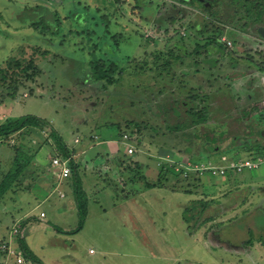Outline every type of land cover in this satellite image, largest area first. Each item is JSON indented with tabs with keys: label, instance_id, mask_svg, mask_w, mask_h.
Segmentation results:
<instances>
[{
	"label": "rangeland",
	"instance_id": "obj_1",
	"mask_svg": "<svg viewBox=\"0 0 264 264\" xmlns=\"http://www.w3.org/2000/svg\"><path fill=\"white\" fill-rule=\"evenodd\" d=\"M77 1L0 0V122L49 120L78 177H93L88 217L69 232L80 222L71 183L39 185L62 155L51 127L0 140V182L17 148L33 156L0 196V264H37L12 253L19 235L43 264H264V19L234 5L210 24L200 1ZM85 4L112 12L97 40L127 68L110 86L66 18L81 21ZM55 10L61 37L47 28Z\"/></svg>",
	"mask_w": 264,
	"mask_h": 264
},
{
	"label": "trees",
	"instance_id": "obj_2",
	"mask_svg": "<svg viewBox=\"0 0 264 264\" xmlns=\"http://www.w3.org/2000/svg\"><path fill=\"white\" fill-rule=\"evenodd\" d=\"M183 1H188L192 5H195L198 0ZM81 3V0L76 2L78 6L81 5ZM200 3L202 2L200 1ZM240 3L241 5L247 7V12L249 13L250 18L253 21L258 22L264 19V0H241ZM79 8L85 10L82 6H80ZM85 8L86 10L83 13L85 14V18H83L81 21H78L75 16L71 14V11H73L72 9L71 11L67 9L66 18H69L71 20L73 19L74 23L76 24V28L74 27V30H77L76 36L83 35L82 38L84 39V43H88L90 46L88 67L91 71V75L93 76L94 80L103 82L105 86L113 85L114 83H117L118 79L123 75L127 67L121 66L119 63L116 62L115 57L113 58L109 56L108 49L106 51L103 46L105 41L101 42L97 40V38L106 37L108 35V31L113 30V21L111 20L112 12L108 9L106 10L105 8H94L93 11H90L91 7L89 5L85 6ZM52 12L54 15V19H52L54 20V24L47 25V28L50 27L53 29L49 30L53 36L55 34H59V36L61 37V15L56 10ZM171 20L173 23H175V18H172ZM38 24L40 23L36 22L34 25ZM71 33L72 30L69 31V35H71ZM72 36H74L73 33ZM66 37L67 36L64 35L63 41L60 40V44L64 43ZM85 49L86 48L82 47V50ZM82 56L84 57V53H82ZM18 63H16L15 65H18ZM7 75L10 76L11 74H9V72H5L4 77ZM14 89H16V87ZM196 114L199 116L198 120L200 121L206 120V117L208 115L207 111L205 110L203 112L200 111L199 113L196 112ZM46 127H51V136L55 139L56 143L58 144L59 152L64 157H71L72 175L74 179V196L80 222L76 229L70 230L69 232L81 230L88 217L89 202L88 199L84 197L82 178L78 177V165L75 163V160H72V154L74 153V151L69 150L63 136L55 128H52L50 121L33 114L11 117L4 122H0V140L8 139L14 133L22 131L25 128L34 130L38 128L45 129ZM32 160V155H29L28 152L21 150V148H17V155L14 160V165L0 182L1 197L4 193L12 189L14 186L21 185L20 179L24 175L23 173L26 172L29 168L30 163H32ZM206 204L207 202L205 203V205ZM27 222V220L23 221V227L27 224ZM17 241L19 242L20 249L22 250L24 257L27 260L33 261L37 264H43L42 261L35 254H33L32 250L26 244L24 238L21 235L18 236ZM247 243L251 244L249 240Z\"/></svg>",
	"mask_w": 264,
	"mask_h": 264
},
{
	"label": "built area",
	"instance_id": "obj_3",
	"mask_svg": "<svg viewBox=\"0 0 264 264\" xmlns=\"http://www.w3.org/2000/svg\"><path fill=\"white\" fill-rule=\"evenodd\" d=\"M123 140L126 142L127 146V154H133L136 151V148L134 144H132L129 140V136L126 134ZM261 159V158H259ZM253 162V161H252ZM247 164H249L251 167L256 166L258 167V161L256 160L253 162V165H251L250 162L246 161ZM53 165L54 167L59 168V173L57 174L58 178H68L72 174V167H71V157H64L63 155H57L53 158ZM42 216H45V214L42 212ZM18 224H15L13 226V230L17 231ZM12 230V231H13ZM12 253L16 254L18 257V262L23 263L24 262V254L21 249L13 250ZM23 255V256H22Z\"/></svg>",
	"mask_w": 264,
	"mask_h": 264
},
{
	"label": "flooded vegetation",
	"instance_id": "obj_4",
	"mask_svg": "<svg viewBox=\"0 0 264 264\" xmlns=\"http://www.w3.org/2000/svg\"><path fill=\"white\" fill-rule=\"evenodd\" d=\"M199 1V0H198ZM205 5L204 12L208 13L210 17L212 18V21L210 24H212L215 20H222V16L227 13L228 17H233L232 14L230 15V8H232L234 5L237 6V10L240 11L242 9L247 12V7L241 5V0H200ZM211 7V9H210ZM221 9L223 11H221ZM237 13V12H236ZM260 32L264 35V28L259 29ZM224 41H222L223 43Z\"/></svg>",
	"mask_w": 264,
	"mask_h": 264
},
{
	"label": "crops",
	"instance_id": "obj_5",
	"mask_svg": "<svg viewBox=\"0 0 264 264\" xmlns=\"http://www.w3.org/2000/svg\"><path fill=\"white\" fill-rule=\"evenodd\" d=\"M91 147H92V145H91ZM124 154H127V152L125 151ZM124 154H122V156ZM79 168L82 169L80 166H79ZM58 173H59V168L52 166V169H51V171L49 173L43 174V175L40 176V177H42V176H44V177L41 179V183H39V185L41 184L42 186L46 187L47 189H50L52 186H54L55 189H58L57 187H60V186L58 185L57 180L59 179L60 184L64 180L65 182H70L71 185H72V187L74 188V183H73L74 179H73V175L72 174L68 178H58L57 177V174ZM27 174H30V170L27 171ZM45 177L47 179L46 181H45ZM92 179H93V177L89 179L88 178V173L87 172H84V177H83L82 180H84V181L86 180V182H87V181H90ZM61 196H65V194L64 193H61Z\"/></svg>",
	"mask_w": 264,
	"mask_h": 264
}]
</instances>
